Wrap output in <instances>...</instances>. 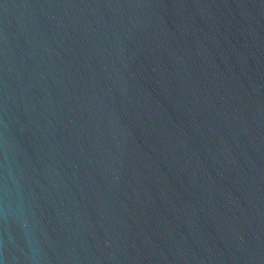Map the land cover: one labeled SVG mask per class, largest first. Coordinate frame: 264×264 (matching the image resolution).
Instances as JSON below:
<instances>
[{
    "label": "water",
    "instance_id": "95a60500",
    "mask_svg": "<svg viewBox=\"0 0 264 264\" xmlns=\"http://www.w3.org/2000/svg\"><path fill=\"white\" fill-rule=\"evenodd\" d=\"M0 264H264V0H0Z\"/></svg>",
    "mask_w": 264,
    "mask_h": 264
}]
</instances>
